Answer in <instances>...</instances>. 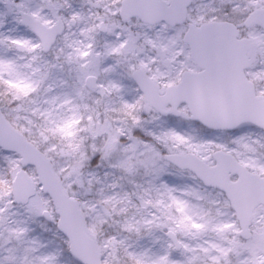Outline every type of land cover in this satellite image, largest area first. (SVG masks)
Wrapping results in <instances>:
<instances>
[{
	"label": "snow or ice",
	"instance_id": "6c2138e0",
	"mask_svg": "<svg viewBox=\"0 0 264 264\" xmlns=\"http://www.w3.org/2000/svg\"><path fill=\"white\" fill-rule=\"evenodd\" d=\"M0 264H264V0H0Z\"/></svg>",
	"mask_w": 264,
	"mask_h": 264
}]
</instances>
